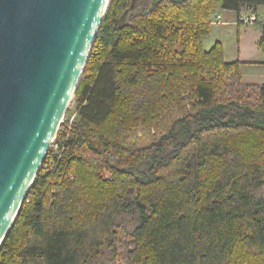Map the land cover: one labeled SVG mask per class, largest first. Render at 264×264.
<instances>
[{
    "label": "trees",
    "instance_id": "trees-1",
    "mask_svg": "<svg viewBox=\"0 0 264 264\" xmlns=\"http://www.w3.org/2000/svg\"><path fill=\"white\" fill-rule=\"evenodd\" d=\"M263 5L111 0L0 264H264V86L203 46L218 8Z\"/></svg>",
    "mask_w": 264,
    "mask_h": 264
},
{
    "label": "water",
    "instance_id": "water-1",
    "mask_svg": "<svg viewBox=\"0 0 264 264\" xmlns=\"http://www.w3.org/2000/svg\"><path fill=\"white\" fill-rule=\"evenodd\" d=\"M111 0H0V247L63 124Z\"/></svg>",
    "mask_w": 264,
    "mask_h": 264
},
{
    "label": "rangeland",
    "instance_id": "rangeland-1",
    "mask_svg": "<svg viewBox=\"0 0 264 264\" xmlns=\"http://www.w3.org/2000/svg\"><path fill=\"white\" fill-rule=\"evenodd\" d=\"M110 4H111V2H110ZM109 7H110V5H109ZM136 7L137 8H134V10L130 12V14H133L140 9V2L138 3V5ZM240 20H241V22L244 21L245 24H241V25H237V24H235V25L234 24H228L227 25V24H225L224 26H220L222 23H225L224 21H226V19H223L221 22H218L216 20V18L211 17L210 23H211V28L213 27V29H212V32L210 29L211 34H209L208 36L203 38L204 49L206 51H210L211 48L214 46V45L212 46V43L216 39H219L218 41L223 43V46H224L223 49L224 48L226 49V53H227L226 58L228 60H230L232 54H235L237 49H242V50H245V51L253 54V52L256 48V46H255L256 33L259 32L260 27L257 25L256 22H254V21L252 22V21L248 20V18H241ZM215 25H217V26H215ZM225 62H227L226 59H225ZM247 67H249V68H246L244 70H242V67H241V72L243 71V73L246 74V72L249 71L248 69H252V71H254V69H255L254 66H247ZM242 79H243V77H242ZM248 84H252V83H248ZM76 109H77L76 96H74L71 103H70L69 109H68L69 112L71 111L74 113L70 119V122H73L75 119ZM68 119H69V115L66 113V116L64 117L63 122H65ZM55 151H57L56 148H55ZM126 219L127 218H125V217H121V218H119L118 223L122 222ZM118 231H119V239L124 240V238H125L124 233L120 230H118ZM113 264H127L126 252L123 250L119 251V255L116 257Z\"/></svg>",
    "mask_w": 264,
    "mask_h": 264
},
{
    "label": "crops",
    "instance_id": "crops-1",
    "mask_svg": "<svg viewBox=\"0 0 264 264\" xmlns=\"http://www.w3.org/2000/svg\"><path fill=\"white\" fill-rule=\"evenodd\" d=\"M218 16H220L222 18L220 20V22L223 19H226V21H224L225 23H222L220 26H224L225 24H227V25L228 24H234V25L235 24H237V25L245 24V23L241 22L240 19L241 18H248L250 21L256 22L257 25L260 27L259 32L256 33V37H255L256 48H255L253 54H251L250 52H247L245 50H242V49H237L235 54L231 55L230 60H228L226 58L227 53H226L225 48H224V54H225V59L227 62L232 63V62L240 61L242 63V70L249 68L247 66H254L255 67L254 71H252V69H248L249 71H247L246 74H244L242 71V77L246 83L264 85V53L261 51V49L259 47V42H260L262 35H263L262 25L264 24V5L259 6L256 9H243L240 12V14H237L231 10L218 8L214 12V14L212 15V18H216V20H217ZM215 26H217V25H215ZM212 29H213V27L211 28V32H212ZM211 32H210V34H211ZM218 40L219 39H216L212 43V46L215 45L217 42L221 43ZM221 44L223 45V43H221Z\"/></svg>",
    "mask_w": 264,
    "mask_h": 264
},
{
    "label": "built area",
    "instance_id": "built-area-1",
    "mask_svg": "<svg viewBox=\"0 0 264 264\" xmlns=\"http://www.w3.org/2000/svg\"><path fill=\"white\" fill-rule=\"evenodd\" d=\"M217 20H218V22H220V20H221V17H220V16H218V17H217ZM248 20H249V19H248ZM242 22H244V21H242ZM244 23H245V22H244ZM51 148H52L53 150H55V148H56L57 150L59 149V147H58V145H57V144H55V145L53 144Z\"/></svg>",
    "mask_w": 264,
    "mask_h": 264
}]
</instances>
